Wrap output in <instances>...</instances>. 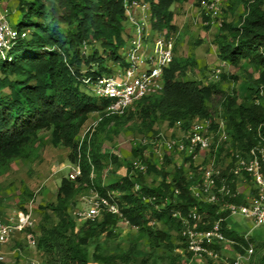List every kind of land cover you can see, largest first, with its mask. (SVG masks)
Segmentation results:
<instances>
[{
	"label": "trees",
	"instance_id": "16d2710c",
	"mask_svg": "<svg viewBox=\"0 0 264 264\" xmlns=\"http://www.w3.org/2000/svg\"><path fill=\"white\" fill-rule=\"evenodd\" d=\"M146 1L152 28L170 32L175 29L172 6L188 0ZM239 2L242 14L236 20H222L215 44L219 60L233 65L244 61L260 70L242 101L237 102L235 95L224 93L216 84L183 79L193 62L188 57L174 56L164 68L163 89L141 98L133 110L129 108L117 115L106 113L107 101L98 100L83 80L112 73L110 62L124 64V0H18L20 14L13 26L26 35L0 55V174H5L15 160L38 159L45 145L46 136L41 134L45 131L53 146L69 148L68 160L81 171L74 179L63 176L55 189V201L38 206V235L32 237L42 255L41 264H88V245L96 243L101 234L108 235L122 218L140 228L153 250L163 248L170 253V232L175 231L179 247L190 255L180 235L182 223L174 212L185 216L190 208H195L206 225L219 216L225 218L227 211H221L217 204L193 196V180L185 176L183 165L174 166L172 172L167 170L171 158L166 156L160 164L143 158L144 172L131 170L129 165L126 175L110 186V191L119 192L116 199L122 218L104 212L77 226L69 214V204L86 188L107 194L100 186L105 169L102 160L106 158L101 152L102 140L117 133L120 125L134 116L146 130H152L159 121H166L170 127L179 123L186 129L194 118L214 119L215 110L210 104L214 94L221 93L219 106L229 139L238 146L235 150L248 149L255 142L257 130L264 135V0ZM94 112L99 113L97 124L79 140L82 126ZM222 147L223 144L209 152L218 156ZM143 149L145 146H135L133 155L142 157ZM235 150L229 152L230 157ZM183 161L189 162L191 170L197 167L190 156H184ZM150 173H155L159 181L148 184L145 175ZM244 177L250 180L248 175ZM222 178L232 190L236 189V177L229 166L216 177L218 185ZM250 184L254 192L251 180ZM242 199L239 194L229 201L240 203ZM149 223L163 228H152ZM221 227L226 237L246 245L242 234L225 220ZM262 248L258 264H264V243ZM168 256L171 260L177 258ZM92 258L101 264L129 261L116 253L93 252Z\"/></svg>",
	"mask_w": 264,
	"mask_h": 264
},
{
	"label": "rangeland",
	"instance_id": "374dc122",
	"mask_svg": "<svg viewBox=\"0 0 264 264\" xmlns=\"http://www.w3.org/2000/svg\"><path fill=\"white\" fill-rule=\"evenodd\" d=\"M209 2L210 0H188L174 4L172 12L175 29L167 32L166 36L173 44L174 56L188 57L193 62L192 65L188 66L183 79H197L204 84H216L224 93L235 95L237 102H240L245 98L247 88L258 78L260 70L251 67L244 61L237 65L228 62L221 65L222 61L216 56L215 34L221 26L222 20H236L242 14L243 8L239 0H221L218 7L211 10L207 7ZM0 9L6 14L10 24L16 23L17 16L20 14L18 0H0ZM111 64L113 65L112 62L108 65ZM219 67L221 71L218 76H215L214 70ZM222 96L221 93L214 94L210 106L212 110H215L214 118L224 124L223 110L219 106ZM98 119V112L89 116L78 134L79 140L83 138L86 131L91 130L97 124ZM182 132L181 126L170 127L166 121H159L152 130H146L144 126H141L140 119L136 116L122 123L117 133H111L110 138L102 140L101 152L105 153L106 158L102 160L105 169L100 186L106 189V193H109L112 189L110 186L114 181L126 175L129 165L132 167H130L131 170H137L134 167V161L141 164L144 162L143 158H151L160 164L164 161V156L171 158V162L166 166L168 171L172 172L174 166L183 165L185 176L194 182L200 179L202 172L212 161L213 167L220 168V171L226 166L228 167L229 152L238 147L234 141L228 139L223 143L221 154L218 156L209 151L199 152L198 157L193 160L197 167L195 170H191L188 167L189 162L184 163V156L181 153L167 150L163 144L157 145L158 140L176 138ZM41 134L46 138L40 157L34 161L15 160L11 163L8 171L0 175V219L5 220L18 211L30 212L33 218L31 227L21 231L18 239L11 237L7 242L5 254L2 253L4 258L0 260V264H41L37 257H35L36 261L25 260L24 253L26 255L37 254L35 243L31 242L28 234L38 235L41 219V210L38 206L55 201V189L60 179L63 176H69L72 167H74L67 155L62 153L64 147L53 146L49 141L48 131ZM143 140L146 143H141ZM138 145L145 146L140 158L135 157L132 151ZM113 157H115L116 162H114ZM145 180L151 185L159 181V177L155 173H150L145 175ZM250 186L249 179L245 177L236 178V189L239 192L245 191ZM95 193V190L86 188L74 196L69 204V214L74 217V211L85 209ZM116 194L119 195V192ZM219 208L221 211H226L221 206ZM53 220L56 221V218L54 217ZM74 220L77 226H81L86 221L84 219ZM225 221L240 234H243L242 231L244 230L251 229L249 220L239 214L229 215L227 212ZM149 225L152 228H163L160 224L149 223ZM170 234L173 244L170 253L163 248L153 250L147 236L139 227L131 226L125 219H119L117 225L111 229L108 235L103 233L97 238L96 243L91 242L88 245L90 256L88 264H101L92 258L93 252L97 254H122L124 257H128L127 264H212L203 258L185 253L183 248L179 247L177 233L171 231ZM250 238L254 247L253 255L249 260L243 261L242 264H258L263 253L264 229L262 227L251 229ZM243 252L244 245L239 242L235 245L226 246L222 251V256L231 258ZM169 254L177 256V258L171 260Z\"/></svg>",
	"mask_w": 264,
	"mask_h": 264
},
{
	"label": "built area",
	"instance_id": "2783aa9c",
	"mask_svg": "<svg viewBox=\"0 0 264 264\" xmlns=\"http://www.w3.org/2000/svg\"><path fill=\"white\" fill-rule=\"evenodd\" d=\"M221 0H210L208 9L215 10ZM125 15L131 21L132 35L122 47L124 64L119 62L111 64L112 73L104 74L92 79L85 78L88 89L96 98L107 101L105 111L107 114H124L129 108L141 98L159 93L163 89V72L174 58L173 44L167 38V32L157 29L153 35L148 37L146 29V14L135 18L133 9H139L143 13H150L149 4L140 0H124ZM26 35L19 33L6 14L0 9V55L3 56L15 43V41ZM226 62L222 61L221 65ZM220 67L214 70L218 76ZM215 124V125H214ZM176 125H179L177 123ZM229 139L225 124L210 118H194L189 126L183 129L181 135L167 140H158L157 145L163 144L165 149L174 150L183 156H190L193 160L198 157L199 152L216 150L221 144ZM140 142V141H139ZM141 143H146L145 140ZM142 144V145H143ZM229 171L236 177L248 175L252 182V189L248 187L245 191L232 190L222 178L220 184L216 183V177L220 175V168L213 167V161L202 172L200 179L194 181L190 189L195 198L205 203L221 206L229 215L239 214L249 220L251 229L262 227L264 229V135L257 130L255 142L246 150H235L231 153L230 161L227 163ZM134 167L144 172L145 162ZM78 165L72 167L69 178L74 179L80 175ZM138 189L139 186L135 185ZM117 192L110 191L106 195L95 193L89 205L83 210L73 212V219H96L102 213L107 212L122 218V212L117 202ZM239 194L243 195L240 203L229 201ZM143 200L147 198L143 197ZM180 219L182 227L180 235L183 238L185 249L198 258L212 261L214 264H242L253 255L254 247L250 241V230L242 234L246 242L244 252L228 258L222 256V251L228 245L237 244L233 239L225 236L221 223L224 217L215 218L209 225L203 220L202 215L195 209L190 208L185 216L178 211L173 214ZM123 219V218H122ZM33 225L30 212L18 211L7 219H0V260H3L1 247L4 246L16 232H21ZM32 243L33 237L28 234Z\"/></svg>",
	"mask_w": 264,
	"mask_h": 264
},
{
	"label": "crops",
	"instance_id": "0c3cea01",
	"mask_svg": "<svg viewBox=\"0 0 264 264\" xmlns=\"http://www.w3.org/2000/svg\"><path fill=\"white\" fill-rule=\"evenodd\" d=\"M140 1H142V2H145V3H147L148 4V2L146 1V0H140ZM132 14H133V16L135 17V18H140V17H143V15H145L146 14V17H147V19H146V24H147V26H146V29H147V31H148V37H150L151 38V36L153 35V28H152V26H151V14L148 12H145V13H143L141 10H139V9H133L132 10ZM132 31H133V29H132V26H131V21L129 20V18L126 16V19H125V21H124V34H123V36H124V39H125V43L127 42V39L132 35ZM125 43H124V45H125ZM176 126V125H175ZM58 147V146H57ZM64 150H63V154L65 153L66 155H68V153H69V148H67V147H64L63 148ZM0 175H3V174H0ZM235 225V224H234ZM246 231H249V230H244V231H242V233H245ZM20 234H21V232H16L15 234H13L12 235V238L13 239H18L19 238V236H20ZM6 248H7V243L4 245V246H2L1 247V252L2 253H4L5 254V250H6ZM23 255H25V260H27V261H36L35 260V257H37L38 258V260H42V255H41V253L40 252H38L37 251V254H32V255H29V254H23Z\"/></svg>",
	"mask_w": 264,
	"mask_h": 264
}]
</instances>
